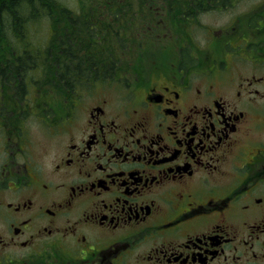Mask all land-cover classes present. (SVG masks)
<instances>
[{
    "label": "flooded vegetation",
    "instance_id": "1",
    "mask_svg": "<svg viewBox=\"0 0 264 264\" xmlns=\"http://www.w3.org/2000/svg\"><path fill=\"white\" fill-rule=\"evenodd\" d=\"M254 6L205 47L174 35L168 55L129 46L127 66L97 73L69 72L95 61L64 14L39 17L44 44L28 47L39 19H0V105L45 120L53 144L45 159L29 152L1 106L0 264H264V0ZM80 12L68 11L78 25ZM34 96L61 102L33 111Z\"/></svg>",
    "mask_w": 264,
    "mask_h": 264
},
{
    "label": "trees",
    "instance_id": "2",
    "mask_svg": "<svg viewBox=\"0 0 264 264\" xmlns=\"http://www.w3.org/2000/svg\"><path fill=\"white\" fill-rule=\"evenodd\" d=\"M77 2L83 10L86 9L80 12L79 25L72 21L77 14L68 13L69 10L76 8L69 7L59 0H0V19L5 17L12 19L18 16V22L24 24L22 17L31 12L37 19L43 17L44 13L64 14L65 26L76 27L74 30L78 32L80 39L78 43H82V50L86 54L84 57L90 54L95 61V64L86 67L69 66V72L73 74L80 70L79 72L87 73L88 68L89 72L97 73L94 67L99 64L109 67L121 61L120 58L130 52L129 48H134L133 44L137 37H143L141 35L144 27L147 31L167 27H177L179 30L190 20L197 18L201 12L213 7L219 8L234 0H78ZM181 24L182 27L179 28ZM184 30L187 31L186 26ZM130 39L131 42L128 44L127 41ZM136 47L140 46L136 45ZM115 56L118 57V62L115 61Z\"/></svg>",
    "mask_w": 264,
    "mask_h": 264
},
{
    "label": "rangeland",
    "instance_id": "3",
    "mask_svg": "<svg viewBox=\"0 0 264 264\" xmlns=\"http://www.w3.org/2000/svg\"><path fill=\"white\" fill-rule=\"evenodd\" d=\"M59 1H63V3H66L68 6L70 7H75L77 10H83V8L81 6H79L78 4V0H59ZM256 1H260V0H234V2L230 3L227 2L224 5H221L219 8H215L213 7V9H208L205 10L203 12H201L200 15L197 16V18H193L192 19V23L188 24L190 26V28L188 29V32H192V34L194 35V39H195V43H201L202 47H205V42H210L211 40L209 39L211 37V33L213 32L212 30L214 29H222L225 26L228 25H233L237 23V15L241 12H247L248 10H251L253 8H255L254 3ZM80 3V2H79ZM110 18V16L108 17V19ZM35 20H37V18L34 17ZM35 24H37V27H39L38 29L32 30L30 33H28V35L26 36V40H23L21 43V47H28L30 45H43L44 44V33H45V29L41 30L43 26V18L39 19L37 22H35ZM186 24L184 25V27L182 28V32L185 29ZM46 29L48 28L45 25ZM182 27V24L179 26V28ZM174 30L176 32V27H174ZM216 30V32H218ZM162 30H159L158 33H161ZM181 32V31H180ZM165 34L168 33L164 32ZM170 34V33H169ZM153 33H150V36H152ZM5 41V38L4 40ZM29 41H31L32 43H29ZM167 40L165 39L164 41H160V43L164 44V42H166ZM210 44V43H209ZM206 44V45H209ZM2 47V46H0ZM160 52V51H158ZM158 54V53H157ZM120 67L126 65L127 66V62H125L124 60H122L121 62L119 61L118 64ZM27 74H30L32 72L31 69L26 71ZM51 75V73H50ZM29 78V77H28ZM39 78V77H38ZM46 78V77H45ZM4 78H2L1 80H3ZM37 80V77L35 78ZM24 79H22L23 81ZM21 81V83H22ZM20 83V84H21ZM36 88L42 89L44 85V82H38L36 84ZM263 88V87H262ZM22 87H21V91H22ZM26 90V89H25ZM20 91V92H21ZM28 93V95L30 96V93L28 91H26ZM52 92V91H49ZM4 93V91L0 88V98H2V94ZM55 96V95H54ZM35 97V101H32L31 105H34L31 109L33 111H40V107L42 106L41 103H39L38 101H42V100H47L50 103L54 102L52 101L51 98L49 97ZM57 97V96H56ZM53 97V98H56ZM56 100H58L56 98ZM31 102V101H30ZM57 101H55L54 104H56ZM4 105H7L6 100H2V104L0 105V109L2 110L3 108V117L5 119H7V125H10V128L14 129L13 131H20V129H25L26 130V137L28 140V143H24L26 146V149L29 152L34 153V155H36L38 158L41 159H45L48 155V152H50V150L53 147V144L51 143L52 139L50 136V133L48 131V126L46 125L45 120H41V118L36 117L34 115H32L29 111V113H19V114H13L12 111L6 113V107H4ZM27 105V104H26ZM2 106V108H1ZM40 106V107H39ZM0 110V111H1ZM23 111V110H22ZM7 128V127H6ZM11 131V130H10ZM4 145H3V134L0 135V152L3 151L4 149ZM51 153V152H50Z\"/></svg>",
    "mask_w": 264,
    "mask_h": 264
}]
</instances>
